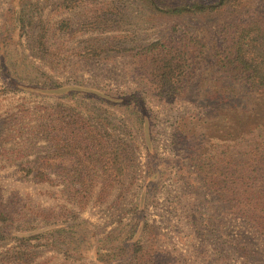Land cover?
<instances>
[{
	"label": "rangeland",
	"instance_id": "1",
	"mask_svg": "<svg viewBox=\"0 0 264 264\" xmlns=\"http://www.w3.org/2000/svg\"><path fill=\"white\" fill-rule=\"evenodd\" d=\"M217 1L0 0V209L10 213L0 264H264V90L214 71L223 25L264 0L168 13ZM171 33L199 50V64L187 90L162 96L135 54ZM89 127L127 154L120 182L104 186L85 136L50 183L27 174L57 160V130L64 140ZM203 169L223 170L222 184Z\"/></svg>",
	"mask_w": 264,
	"mask_h": 264
},
{
	"label": "trees",
	"instance_id": "2",
	"mask_svg": "<svg viewBox=\"0 0 264 264\" xmlns=\"http://www.w3.org/2000/svg\"><path fill=\"white\" fill-rule=\"evenodd\" d=\"M242 1L218 0L215 4L210 5L193 3L192 5L175 7L170 9L168 13L210 16L222 13L225 9H235L242 4ZM62 25L66 28L64 30L70 29L68 23H62ZM222 28L220 33V46L222 48L220 56L218 55L219 59L215 63L216 67H214L216 75H219L221 72L225 75L226 73L233 74L227 76L232 77L234 80H240L242 82L240 83L242 89L264 90V7L259 6L248 17L233 19L223 25ZM184 38L181 37L176 41L174 34L171 33L151 42L145 39L144 43L140 46V50L135 54L139 60L144 80L152 84L158 94L162 96H178L187 90L188 81L198 70L199 62L197 59L199 50L188 45V42L182 43ZM187 40L194 42L196 39L188 37ZM108 44L110 43L108 42ZM118 45H120L118 42L112 43V48L108 47V49H103L102 52L117 50ZM86 53L92 54V50ZM97 55L100 54L98 53ZM245 86L249 88L246 89ZM242 89L240 92H243ZM219 91L224 92V89ZM219 91L216 90V92H212L210 95L215 98L217 96L216 93H219ZM218 101L217 105L220 106L221 104L223 105L226 99L221 97ZM63 114L62 112L56 113V118H53V121L63 124ZM68 114L73 115L70 112ZM180 124L179 127H181ZM256 128H259V126ZM227 129L229 128H225V130ZM67 131L69 133L64 140L61 136L59 137L58 130L56 131L57 134H54L52 137V141L54 142L52 158L57 157V160L53 162L45 158L47 160L45 162L43 160L36 162L34 166H30L27 169L28 175H32L33 179L39 184L50 183L49 172L51 170L60 172L63 165L59 162L58 158L62 155L64 158L71 157L72 153L78 149V137L85 136L83 138V145H81L82 151L85 156L93 160L92 162L95 165L93 170L99 172L104 177V186L107 184L111 187L115 183L120 182L122 177L127 173L128 164L127 154H123L120 145L112 141H105L102 130L93 127L87 128L82 133H78V130L75 129H68ZM250 133H252V130ZM227 135L223 132L221 133L222 138H226ZM188 150H190L188 153L189 157H193L198 153L195 147L193 149L190 147ZM204 158H206L205 154L199 152L196 155L195 161H198L196 163H205ZM202 172L206 171L203 169ZM222 173H224L223 170H210L206 172L209 175L207 179L211 180L212 184L218 187L222 182L217 174ZM78 176L86 177L87 175L81 171ZM257 203L261 204L262 202L258 200ZM252 205L257 206L256 204ZM9 215L10 213H6V211L0 209L1 221H5L6 217L9 218ZM7 228L9 226L0 224V234H4V230ZM260 228H264V226H260Z\"/></svg>",
	"mask_w": 264,
	"mask_h": 264
}]
</instances>
